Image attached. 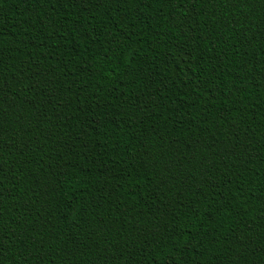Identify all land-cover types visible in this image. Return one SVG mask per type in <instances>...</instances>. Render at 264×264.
I'll use <instances>...</instances> for the list:
<instances>
[{
    "label": "trees",
    "instance_id": "obj_1",
    "mask_svg": "<svg viewBox=\"0 0 264 264\" xmlns=\"http://www.w3.org/2000/svg\"><path fill=\"white\" fill-rule=\"evenodd\" d=\"M0 264H264V0H0Z\"/></svg>",
    "mask_w": 264,
    "mask_h": 264
}]
</instances>
